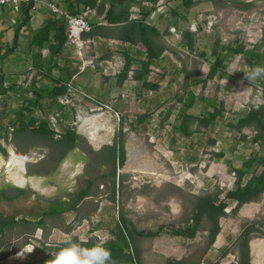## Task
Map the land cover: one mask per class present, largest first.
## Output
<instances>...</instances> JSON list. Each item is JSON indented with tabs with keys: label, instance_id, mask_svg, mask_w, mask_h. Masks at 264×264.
<instances>
[{
	"label": "rangeland",
	"instance_id": "1",
	"mask_svg": "<svg viewBox=\"0 0 264 264\" xmlns=\"http://www.w3.org/2000/svg\"><path fill=\"white\" fill-rule=\"evenodd\" d=\"M193 1L194 3L190 7H186L182 0H163L162 2V5H165L163 13H173L174 9H178L176 15L180 16L179 18L184 17L185 20L195 21L197 29L200 27V30L194 31L197 51H189L188 54L180 52L184 58L189 57L193 60L195 59L193 57L197 55L201 66L205 63L204 61L209 60L212 56L211 46L215 39L220 38L222 43L239 39L248 47H251V43L261 44L256 50L260 56L249 69L254 66H264V0ZM9 6V4H5L0 7L2 8L0 10V22L5 19V27H9L10 21L8 20L17 15ZM154 8L156 9V6ZM200 14L203 17L201 21L198 19ZM184 23L181 21L182 25ZM12 39L13 29L11 27L5 31H0L2 50L12 43ZM142 47L144 46L142 45ZM201 49L206 50L204 58L199 53ZM8 57L11 59L10 55L3 59L6 66L13 64V60H8ZM172 57L176 58L174 54ZM244 59L242 54H238L233 59L225 60V73L231 75L236 67H242ZM205 64L207 65V63ZM118 68L119 65L114 70L117 71ZM158 77L157 75L153 76L155 80ZM199 87V85L193 87L197 99L192 103L190 109L186 107L188 106L187 102L181 103L178 100L167 102L164 108L169 106L174 113L178 107H185L186 110L199 115L217 105L220 100H224V113L228 115L227 119L235 121L238 116L247 111L249 106H258L264 103L262 94L264 77L250 82L233 77H228L227 80L225 78L222 80L213 78L207 81L204 86L202 85L201 90ZM138 90L140 93L141 91L147 93L145 86L138 88ZM82 93L84 92L80 91L77 96H73L70 103H62L58 99L57 102H52V100L45 98L40 107L29 108L30 112L24 111L26 116L35 115L38 121L47 120L53 129H58L60 135L65 128H74L79 133L80 114L103 112L105 115H110L106 108L99 109V103L90 100ZM137 98H135L136 102H132V109L142 108L140 105L143 100L137 101ZM8 106L9 108H7ZM2 108L3 110L7 108L4 113H11L14 109L9 102H4ZM119 115L121 116L120 113ZM159 119H161L160 115L152 114L136 130H133L130 125L135 118L124 117L123 134L119 136V119L111 112L109 122L112 126V134L107 142L97 146L96 151L91 147L90 141L81 134L83 137L79 138L78 144L83 145L85 143L86 148L84 150L79 145V149L84 150L87 157L99 164L100 162L102 164L104 159L110 155V147L108 146L117 140V136L123 142L126 159L122 167H116L115 188L112 191V184H106L105 188H111V192H106L107 196L99 199L107 198L105 203L111 209L100 212V214H87L85 217L82 215L73 216V212L63 213L55 218H48L45 228L33 230L29 233L30 235H24L18 239L16 236L20 233V229L17 226L9 227L0 236V264H25L27 261H32L35 264L39 259L49 261L58 251L67 246L65 243L72 237H76L77 240L74 241L76 243L88 239L99 241L103 237L101 236L103 235L102 231L105 229L110 231L114 227V223L118 222L120 215L124 217L128 228L133 233V244L138 250L139 264H165L167 259H185L188 262L199 264H213L217 260L220 264H237L232 242L245 223L264 220V193L259 200L242 205L243 208L241 206L237 214L230 212L233 207V203L230 202L224 209L227 214L219 218L222 230L220 236L211 245L208 240L210 221L206 215L201 217L193 237H188L184 229L191 225V219L196 212L193 206L194 196L212 194L217 188L222 191L234 188L236 176L234 175L233 179L232 172L251 153H261L264 143L259 145L250 141L251 136L255 133L250 126L242 128V132L248 136V139L244 141L237 132L227 129L222 121L216 120L213 125L203 129L208 137L216 139L215 144L204 149L198 146L196 148L190 146L188 149L184 144L185 139L179 140L177 143L172 140L174 132L171 126L174 116L172 115L166 120ZM194 125H196L195 129L200 127L197 124ZM24 135L26 134H19L18 137ZM57 138L59 137L54 135V139ZM40 142L43 144L41 146L35 145L36 150L40 154L42 153L46 159L52 154L51 161L47 159L48 161L43 166L44 169H47L50 166L49 161L52 162L59 151L56 148H60L61 144L45 139ZM4 143L8 145L6 141ZM5 148L7 154L3 156L7 160L10 154L8 153L9 148ZM129 150L134 151V158L140 157L142 161L136 160L135 163L132 161L128 164ZM219 152H222L223 155L219 156L217 154ZM76 153L75 155L78 156ZM29 156L32 157V155ZM2 164L0 163V165ZM6 167H0L1 177L8 176L19 165H15L12 170L8 168L9 172H6ZM94 167L93 163L89 165V168L88 166H78L81 174L73 178L72 182L74 183L71 188L84 185L85 176H91L86 171ZM39 168L41 165L36 166L30 161L26 163V171L28 172L31 169L39 170ZM16 170L18 171V169ZM107 170L108 166L106 167ZM118 175H121L119 180ZM51 178V182L42 183L43 191L48 193L49 197L57 192L54 187L59 188L58 185L60 184L55 186L54 182L60 183L61 181L59 174ZM99 178L103 177L99 176ZM60 187L62 186L60 185ZM56 206L58 204L54 203L52 208ZM102 206H104L103 203ZM253 206L256 211L250 210V213L245 214L247 207ZM100 219V223H103L102 220L105 219V223H103L105 226H97ZM54 224L59 227L53 229ZM107 224L108 226H106ZM259 229L264 232V224H261ZM222 233H225V236ZM106 234H110L108 238L113 237L112 233L106 232ZM251 236L250 240L264 241V235L261 236L259 233L251 234ZM108 238L106 237V240ZM29 246L33 249L31 253L24 252L22 255H18ZM226 247H228L227 255L219 256ZM259 261L264 263V253L261 254Z\"/></svg>",
	"mask_w": 264,
	"mask_h": 264
},
{
	"label": "crops",
	"instance_id": "2",
	"mask_svg": "<svg viewBox=\"0 0 264 264\" xmlns=\"http://www.w3.org/2000/svg\"><path fill=\"white\" fill-rule=\"evenodd\" d=\"M47 1L56 3L61 8L68 10L70 13L86 12L91 29L89 32L84 33V37L92 38L94 40L93 45L87 49L86 53V56L93 60L91 65L83 66L81 60L76 57L73 46L67 41H65L62 46L58 47L56 51H51L49 49V45H53L55 47L57 45L56 40L54 39V28L49 30V38L43 42L42 45L32 42L35 33H37L41 27L50 24V22L54 19H61L64 21L62 17L52 13L48 9L46 5ZM93 1L95 2H92L91 0H38L33 2L32 6L28 10L29 19L17 33V42L14 50L10 54L13 64L6 66L4 62L0 63V76L2 77L0 83V101L2 102V105H0V145L5 150V147H8V153L10 154L9 158H7V160H9L7 161L4 158L7 154V150L6 153L0 151V163H3L0 167L7 166L6 172H9L8 162H10L13 155L20 158L23 157L25 159L24 162L20 161L18 164H12L10 166L11 170L15 167V165H19V167L15 168V171H11L8 176H0V220L12 221L3 228L2 233H4L5 229L9 227L17 226L20 229V233L16 236L17 239L24 235H30L29 233L33 230L36 231L45 228V226H47L46 222H48V218H55L60 215L53 214L45 216L43 224H37V221L49 211L71 205L78 191L81 188H85L87 185H89L88 194L75 204L74 209L67 210L65 213L73 212V216L82 215V217H85L87 214H100V212L111 209V207L107 206L105 203L107 198L99 200L102 197L107 196L106 192H111V188H105L106 184L108 185L111 183V177L109 175L110 163L108 159L105 158L102 164L101 162L99 164L85 155V143L83 145L78 144L79 138L84 135L82 136L81 133L76 132L78 136L75 141V146L71 149H66L64 144L59 143L54 138L52 139L45 136L33 135L30 129L16 131L18 123L15 122L14 125L9 123V120L12 118L14 119L19 109L23 107L22 105L24 100L32 97V85L39 88H51L54 82H56L58 84L65 85L66 91L67 86L70 85L75 89L73 96H77V93L82 91L84 92L82 95L88 97L90 100L98 103H105L109 105L112 110L119 112L121 116L124 117H132L136 119L140 115L150 113V115H160L161 119L159 120H166L173 115L174 121L172 122L171 128L174 134H172V140L177 143L179 140L185 139L184 144L188 149L190 146L193 148H196L197 146L202 147L203 149L206 148L208 136L207 133L203 131V129H205L204 127H198L195 129L196 125H194L193 127L195 131L190 136H184L176 132L174 128L183 112L193 114L197 113L186 110L187 108L185 107H178L174 113L171 107L168 106L164 108V105L167 102L169 103L178 100L181 103L187 102L188 106L186 107L190 109L192 103L195 102V99H197L196 93L193 90L194 85H199V89L201 90V86H204L207 81L210 80H207L206 83L203 84L207 67L213 60V56H211L209 60L207 59L204 61L208 66L205 63L200 66V63L198 62L199 57L197 55L193 57L195 58L193 60L189 57L184 58V56H180V52L178 50H175V48H172L167 43V39L171 36V28L182 33V30L187 29L192 20H185L183 19L184 17L179 18L180 16H177L174 13H163L165 5H162V7L158 10L154 9L150 11L144 20L146 23L154 26L159 31V35L155 37V40L157 44L163 47V50L159 56L152 59L149 64V71L144 75L142 72L141 61L145 59L146 51L145 48L142 47L143 44L140 41L136 43L129 41L130 45L124 48L114 49V47L109 44L108 39H121L119 38V30L124 22L110 23L105 17L107 9L110 6H113L116 12H120L125 3H130V11L131 6L136 4L138 5L139 1ZM155 1L157 0H149L148 2L153 3ZM9 8L11 9L10 6ZM149 8L151 7H141L143 10H147ZM0 10H2V8H0ZM14 12H16L17 15H14L13 19L8 20L10 21L9 27L4 26L6 24L5 19H2L0 22V31H5L11 27V29H13V36L15 35V30L21 19V11L19 10ZM130 13L131 11L129 12V16ZM139 15L141 16V14ZM181 21H184L185 23L182 25ZM198 30L200 29L198 28ZM196 41L197 40H195L194 35V46L192 49H188L189 51H197ZM181 45L187 47L182 42ZM199 53L202 58L206 56L205 49L199 50ZM173 54L176 58L172 57ZM234 57L235 56L228 57L226 60L233 59ZM11 59L8 57V60ZM126 63H129L128 73L125 78L121 79L119 72L126 65ZM245 64L250 68L249 64L244 59L243 66ZM117 65H119V68L115 71L116 69L114 70V68H117ZM152 68L159 69V73L157 74L159 77L157 80L153 79V81L148 78V74ZM224 68L225 67L220 70L222 77L219 80L224 78L227 80L228 77H233L235 79L236 77L232 76L234 73L243 72L236 71L233 74L228 75L225 73ZM143 79L154 83L157 85V88H146V91H151L150 94H145L146 92L142 91L140 93L138 88L143 87ZM66 91L63 94H65ZM138 94L139 96H137ZM60 96H58V98ZM115 96L117 97L115 98ZM136 97H138L137 101H140L141 99L143 100L140 105L142 108L132 109V102H136ZM44 99L45 98H42L40 102ZM4 102H9L12 105L14 108L12 109L13 112L4 113V111L9 108L8 106L3 110L2 107ZM24 110H26V112H30V110L22 108L20 111L24 118L31 116L35 117V115L32 114L26 116V112ZM207 110L209 111L211 109ZM167 113H169V115L166 119H164ZM37 122L38 119L36 120V123ZM139 126L140 124L137 125V127ZM19 134L26 135L18 137ZM42 139L48 141L53 140L56 143L61 144L60 148H56L59 151L57 152L56 157L53 158L52 162H50L52 154L48 152V154L51 155L47 158L50 160V166H48L47 169H44L43 166L48 160L35 148V145L41 146L43 144V142H40ZM4 141H6L9 146L6 145ZM89 143L96 151V148L98 147H94L91 142ZM44 145L46 146L47 144L45 143ZM79 145L84 148V150H80ZM75 152H77L76 154L78 156L75 155ZM29 155H32V157H38L32 158ZM29 161L36 164V166L41 165V168H39V170L31 169L29 172L26 171V163ZM92 163L95 167L86 171V173L91 176H85V184L76 188L73 187L74 189L71 188L74 183L72 182L73 178H76L80 176L79 174H81L78 166H88L89 168V165ZM240 165L241 164L237 167ZM107 166L108 170L106 171ZM16 169H18V171ZM57 174L61 176V181L60 183L54 182V185L57 186L60 184L62 187H60V185H58L59 188L54 187L57 192L52 197H49L50 195L43 191L44 189L42 183H47V181L51 182V177ZM99 176H102L103 178H99ZM108 202L111 204L110 201ZM54 203H57L58 206L52 208ZM102 203L104 206H102ZM247 203H244L243 206ZM250 210L256 211V208L254 206L249 208L247 207L245 214L248 212L250 213ZM100 222L101 219L99 220L97 226H105V224H103L105 223V219L102 220L103 223ZM106 226H108V224ZM57 227H59L57 224L52 226L53 229ZM111 229L110 231L105 229L102 233H111ZM220 231H222L221 226L215 240L218 236H220ZM222 235L225 236V233H222ZM249 247L251 263L253 264V255L250 244ZM21 253L23 254L24 251Z\"/></svg>",
	"mask_w": 264,
	"mask_h": 264
},
{
	"label": "trees",
	"instance_id": "3",
	"mask_svg": "<svg viewBox=\"0 0 264 264\" xmlns=\"http://www.w3.org/2000/svg\"><path fill=\"white\" fill-rule=\"evenodd\" d=\"M92 2H95L91 0ZM183 4L186 7H190L194 1L193 0H182ZM94 4V3H92ZM32 6V3L23 4L20 8L21 19L15 30V35L12 39V44L7 46L2 50L0 46V63L3 62L4 57L11 54L15 48L17 42V33L22 28V26L28 21V10ZM129 8L130 3H125L122 6L120 12H116L113 6H110L106 12V19L110 23H123L119 30V38L128 40L132 43L140 41L146 51V57L141 61L142 72L145 75L149 71V64L151 63L154 57L159 56L162 52L163 47L156 43L155 37L159 35V31L152 25H149L145 22L144 18L150 13L153 9L152 7L143 10L141 9V16L137 19H129ZM178 9H174L173 13L177 14ZM55 30L54 39L56 40V47L49 45L51 51H56V49L66 41V26L63 20L54 19L50 24L41 27L37 33H35L32 42L42 45L43 42L48 40V32L50 29ZM200 29V27H199ZM194 32L189 29L182 30V43L187 46L188 49H192L194 46ZM261 46L260 43H255L253 47L246 48L245 44L239 40L234 39L228 43H222L220 38L214 40L212 44V56L213 60L210 62L207 67L206 75L203 79V84L207 80L212 78L220 79L222 73L220 70L224 67L225 60L228 57H233L238 54H242L245 57L246 62L251 67L256 60L259 58V53L256 50ZM129 63L120 70V78H125L128 73ZM232 76L236 78H244V73H234ZM2 77L0 76V83ZM142 85L148 89H155L157 85L146 81L143 79ZM1 87V86H0ZM31 91L33 92L32 97L27 98L23 102L24 109H31L32 107H40L42 98H47L52 100V102H57L58 96L62 95L66 91V86L63 84H58L54 82L51 88H39L34 85L31 86ZM264 98V91H263ZM0 105L2 102L0 101ZM15 115V118L9 120L10 124L15 122L18 123V128L16 131L30 129L33 135L45 136L48 138H54V129L51 127L50 123L45 120H39L36 123V117H23L21 109ZM224 100H220L217 105H214L211 110L206 111L202 115H197L193 113L183 112L178 119L177 125L174 127L175 131L184 135L190 136L195 131L194 124H197L200 127H208L215 123L216 120L223 122L224 127L227 129H232L239 134V137L246 141L248 136L242 132V128L250 126L254 129L255 133L251 136L250 141L254 144L263 145L264 143V103L258 106H249L247 111L238 116L235 121L227 119V116L224 113ZM150 113H145L138 116L134 122L131 123V128L133 130L137 129V125L143 124L147 119ZM169 113L165 115L166 119ZM124 116L119 117V127L118 134L122 136L123 131ZM78 134L74 128H65L60 137L56 139L59 143L64 144L66 149H71L75 146V141ZM117 136V140L110 146V155L106 157L110 163L109 175L111 177L112 191L115 188L116 180V167H122L126 156L122 140ZM216 139L207 138L206 147L209 145L215 144ZM0 151L6 153V150L0 145ZM219 156H222L223 153H217ZM235 187L232 189H227L222 191L220 189H215L212 194L206 195H195L194 196V209L195 214L192 217V223L184 229L185 234L188 237H193L197 230V224L199 223L201 217L206 215L210 221L209 226V235L208 240L211 245L219 230L220 223L219 218L226 215L225 208L229 205L230 202L233 203V207L230 209L232 214H237L240 207L247 202L256 201L261 198V195L264 193V148L261 153L253 152L246 159L241 162L239 167H236L235 170ZM121 175H118V180ZM91 182V181H90ZM88 186L81 188L78 193L75 195L71 205L61 207L56 210L49 211L45 213L38 221L37 224H43L45 216L58 214L62 215L67 210H72L75 208V204L84 198L88 194ZM222 195V196H221ZM12 221L0 220V236L3 234V228L6 227ZM264 224L263 221H248L245 223L238 234V236L232 242L234 246V252L237 258V264H252L251 263V254L249 241L252 238L251 234H258L263 236L264 232L260 231L259 226ZM113 235L112 238L106 240L103 243H98L96 240L88 239L86 241H79V244L83 247H92L94 245H103L104 247L110 249L112 258L116 261V264L128 263V264H139L138 262V250L134 247L133 233L130 228H128L126 221L122 215L118 217V222L114 223V227L111 229ZM76 237H72L69 241H76ZM68 242V241H67ZM67 245V243H65ZM228 253V247L224 248L219 256L224 257ZM53 258V257H52ZM25 264H34L32 261H27ZM35 264H47L45 259L37 260ZM165 264H199L191 263L185 259H167ZM213 264H220L219 261H215Z\"/></svg>",
	"mask_w": 264,
	"mask_h": 264
},
{
	"label": "built area",
	"instance_id": "4",
	"mask_svg": "<svg viewBox=\"0 0 264 264\" xmlns=\"http://www.w3.org/2000/svg\"><path fill=\"white\" fill-rule=\"evenodd\" d=\"M36 1L38 0H0V7H2L5 4H9L12 10L19 11L23 4L33 3ZM138 1H139L138 5L136 4V5L131 6V9H130L131 13L129 16L130 19H137L140 17L139 14H141L142 6H150V7L156 6V9L158 10L162 7V2H163L162 0H157L153 3H150L147 0H138ZM46 5L52 13L64 19L65 26H66V41L73 46L74 53L76 57H78L81 60L82 65L83 66L91 65L93 60L91 58H88L86 56V53H87V49L91 45H93L94 40L92 38L84 37V33L89 32L91 29V25L87 19L86 12L70 13L68 10L61 8L59 5L51 1H47ZM154 9L155 8H153L152 10ZM201 15L202 14H200V16L198 17L200 21L203 19ZM194 22L195 21L190 22L187 27V29H189L192 32L198 30L196 27L197 23L196 22L194 23ZM170 33H171V36L169 39H167V43L169 44V46L177 49L179 52H182V53L184 52L185 54L186 53L188 54L189 52L188 48L181 45V42L183 40L182 33L172 28L170 29ZM108 42L111 46L114 47V49L124 48L130 45L129 41H125L121 39H114V38L108 39ZM254 44L255 43H251V47H253ZM245 47L251 48V47H248L246 43H245ZM180 56H183V54L180 53ZM158 73H159V69L152 68L148 74L149 80L153 81L154 79L153 76L157 75ZM74 93H75V89L71 87L70 85H68L66 93L61 95L58 98V100L61 101L62 103H70L71 98L74 95ZM150 93L151 91L148 90L146 94H150ZM99 104H100L99 109L104 107L106 108V110L110 112L109 113L110 115L112 112L119 119L120 115L117 111L112 110V108L105 103H99ZM54 135L55 137H60V132L56 128L54 129ZM234 175H235V172L233 171L232 172L233 179H234ZM108 235L110 236V234L103 233V235H101L103 237L99 241L97 240L96 241L98 243H103L106 241V237L108 238ZM110 238L111 237H109L108 239Z\"/></svg>",
	"mask_w": 264,
	"mask_h": 264
},
{
	"label": "clouds",
	"instance_id": "5",
	"mask_svg": "<svg viewBox=\"0 0 264 264\" xmlns=\"http://www.w3.org/2000/svg\"><path fill=\"white\" fill-rule=\"evenodd\" d=\"M237 70L243 71L244 78L249 82L264 77V66H254L249 69L245 64L242 67H236L232 74ZM66 243L67 246L58 251L53 259L47 261V264H116L110 249L103 245H94L89 248L72 241ZM32 251L33 249L29 246L24 252Z\"/></svg>",
	"mask_w": 264,
	"mask_h": 264
},
{
	"label": "bare ground",
	"instance_id": "6",
	"mask_svg": "<svg viewBox=\"0 0 264 264\" xmlns=\"http://www.w3.org/2000/svg\"><path fill=\"white\" fill-rule=\"evenodd\" d=\"M109 119H110V115H105V113L103 112H98L96 114H80L79 133L84 135L94 146L97 147L100 144L107 142L108 138L112 134L113 130H112V126L110 125ZM133 154H135L134 151L129 150L128 161H127L128 164L132 163V161L135 163L136 160L142 161V158L140 157L134 158ZM24 160L25 159L23 157L20 158L13 155L11 157L10 162H8V166H9L8 168H10L12 164H18L20 163V161L24 162ZM250 245H251V252L253 255V264H264V263H260L259 261L261 254L264 253V241L253 239L250 241Z\"/></svg>",
	"mask_w": 264,
	"mask_h": 264
},
{
	"label": "water",
	"instance_id": "7",
	"mask_svg": "<svg viewBox=\"0 0 264 264\" xmlns=\"http://www.w3.org/2000/svg\"><path fill=\"white\" fill-rule=\"evenodd\" d=\"M249 244H250V241H249Z\"/></svg>",
	"mask_w": 264,
	"mask_h": 264
}]
</instances>
